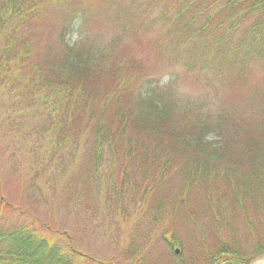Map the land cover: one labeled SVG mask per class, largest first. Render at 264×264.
<instances>
[{"label":"trees","instance_id":"trees-1","mask_svg":"<svg viewBox=\"0 0 264 264\" xmlns=\"http://www.w3.org/2000/svg\"><path fill=\"white\" fill-rule=\"evenodd\" d=\"M137 1L112 6L125 34L153 48L140 60L133 44L122 49L124 36L106 49L67 44L71 13L55 47L40 50L37 29L61 0H0V97L12 91L14 134L37 143L40 159H79L85 185L141 208L136 221L189 222L202 247L176 264H250L264 255V0ZM175 64L184 79L247 96L251 120L243 125L213 105L183 101ZM233 148L250 159L244 171L223 161L236 156ZM5 210L11 206L0 198V219ZM48 231L34 220L2 223L0 264H93L69 237Z\"/></svg>","mask_w":264,"mask_h":264},{"label":"rangeland","instance_id":"rangeland-1","mask_svg":"<svg viewBox=\"0 0 264 264\" xmlns=\"http://www.w3.org/2000/svg\"><path fill=\"white\" fill-rule=\"evenodd\" d=\"M113 1L61 0L59 4H50L37 29L39 49H48L51 44L54 46L59 40L58 30L63 17L71 13L72 19L64 35L67 44L82 43L89 48L106 49L113 39L124 36L122 49L125 40L130 46L133 44L132 57L135 55L140 60L153 56V48L144 39L137 40L129 33L125 34L123 20L117 14L120 13L118 9L113 8ZM140 1L137 2L143 3ZM174 67L178 76L173 87L183 101L208 103L220 109L224 119L234 116L243 125L251 120L247 108L254 104L243 101L247 96L227 91L218 84H199L193 79H184L182 67L176 64ZM160 79L167 80L168 74ZM258 81L255 77L252 82L258 85ZM11 93L0 97V198L11 206V210L3 212L0 225L3 223L4 228H8L13 221L17 224L26 220L37 221L49 228L48 232H43L45 236L50 237L57 232L60 237H69L76 249L94 260L93 264L108 261L114 264H176L181 260L187 261L194 250L202 247V244L198 245L197 229L192 228L189 222L184 224V219L166 216L154 223L147 219L139 222L136 221L138 212L141 213L138 206L129 205L115 195L98 197L79 178L78 173L82 172L79 159L73 164L57 159L52 163L49 156L40 159L37 143L30 146L27 142H18L19 137L13 130ZM261 93L264 95L263 89ZM19 121L24 122L22 118ZM237 132L240 137L245 133L241 129ZM232 153L236 155L233 159L225 158L223 161L228 164L234 161V168L244 171L250 159L241 155L239 148H233ZM72 165L75 170L70 173ZM217 183L225 185L222 179ZM198 227L203 230L202 225ZM160 232L165 233L158 240L155 235ZM245 238L240 237V241L244 242ZM154 241H157L155 245ZM141 251H146L145 257L140 256ZM263 262L264 255L250 264Z\"/></svg>","mask_w":264,"mask_h":264},{"label":"water","instance_id":"water-1","mask_svg":"<svg viewBox=\"0 0 264 264\" xmlns=\"http://www.w3.org/2000/svg\"><path fill=\"white\" fill-rule=\"evenodd\" d=\"M262 264H264V262Z\"/></svg>","mask_w":264,"mask_h":264}]
</instances>
